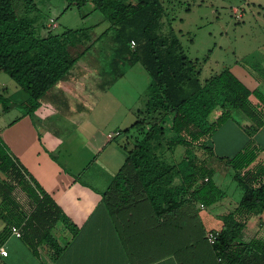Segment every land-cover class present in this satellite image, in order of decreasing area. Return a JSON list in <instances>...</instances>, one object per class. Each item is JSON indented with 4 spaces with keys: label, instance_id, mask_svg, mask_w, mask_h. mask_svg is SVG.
Wrapping results in <instances>:
<instances>
[{
    "label": "trees",
    "instance_id": "obj_1",
    "mask_svg": "<svg viewBox=\"0 0 264 264\" xmlns=\"http://www.w3.org/2000/svg\"><path fill=\"white\" fill-rule=\"evenodd\" d=\"M86 3L109 22L93 40L111 32L112 63L140 62L151 76L145 108L137 111L132 125L137 132L134 144L131 148L119 144L125 160L103 192L118 243L130 264L155 263L167 256L180 264H264V239L246 241L243 233L253 217L256 232L264 226V159L258 160L261 147L251 138L235 155L220 157L233 168L243 193L237 202L226 203L215 243L207 241L195 207L197 202L213 205L226 195L208 164L214 155L212 134L234 110L250 121L245 127L249 136L263 128L264 93L250 88L230 67L202 80L197 59L187 55L174 28L162 32L164 0H70L67 7ZM44 20L37 0H0V71L26 93L18 102L23 115L41 105L47 91L92 44L73 55L71 47L92 39V27L42 35ZM5 94L0 89L2 111L14 104L13 96ZM252 95L256 103L250 100ZM216 110L219 114L212 119ZM178 145L184 147L182 158L166 161V149L173 153ZM0 220L4 222L0 246L16 226L32 251L37 253L44 244L54 258L64 249L51 232L57 223L73 237L79 231L1 135Z\"/></svg>",
    "mask_w": 264,
    "mask_h": 264
},
{
    "label": "rangeland",
    "instance_id": "obj_2",
    "mask_svg": "<svg viewBox=\"0 0 264 264\" xmlns=\"http://www.w3.org/2000/svg\"><path fill=\"white\" fill-rule=\"evenodd\" d=\"M69 3L70 0H37L40 16L45 19L40 34L92 27V39L71 47L70 51L76 55L92 44L63 78L65 87L63 85L61 89L54 90L59 97L66 95L63 97L66 103L58 102L55 110L43 111H48L50 117L60 122L59 127L64 129L61 137H65L66 131H72V135L76 127L82 126L90 141L93 136L113 132L112 145L125 159V151L118 145L125 143L131 148L134 144L137 132L132 125L137 111L145 108L151 76L140 62H121L115 66L112 63L115 44L111 32L93 40L109 25L103 13L91 11L90 3L67 7ZM163 4L165 17L162 32L167 33L170 26L174 28L187 55L197 59L202 80L224 67L236 66L244 71L243 76L248 82L255 84L253 88H259L264 93V0H164ZM131 47H136V43ZM17 87L20 92H17ZM0 89L7 91L5 95H12L14 101L6 111H2L0 105L1 131L7 122L23 113L18 102L26 93L4 71H0ZM250 100L257 102L253 95ZM219 111L213 112L212 119L218 116ZM248 124L250 121L240 111L234 110L232 117L221 124L210 139L214 155L208 158V164L215 170L214 181L225 192L221 200L227 204L237 202L243 190L234 179L233 168L220 157L235 155L250 138L261 147L258 160L264 157V129L260 128L249 136L245 130ZM126 128H129L128 131H125ZM92 148L90 144L89 152ZM183 150L182 145H178L173 153L166 149L163 158L176 162L175 159L182 158ZM109 153L106 150L104 155L107 157ZM199 153L205 156L202 150ZM96 167H99L97 163L91 169ZM211 206L203 209L198 206V215L204 227L219 225L217 219L211 216ZM260 233L264 234V226Z\"/></svg>",
    "mask_w": 264,
    "mask_h": 264
},
{
    "label": "crops",
    "instance_id": "obj_3",
    "mask_svg": "<svg viewBox=\"0 0 264 264\" xmlns=\"http://www.w3.org/2000/svg\"><path fill=\"white\" fill-rule=\"evenodd\" d=\"M231 70L250 88L255 86L244 78L242 69L234 66ZM62 80L47 91L41 99V105L34 112L17 115L16 120L3 126L0 135L10 151L73 219L79 231L73 237L61 222L57 223L51 232L64 249L55 258L46 245L39 246L35 253L19 236L11 232L1 244L8 254L0 255V264H130L118 243L117 233L103 200V192L124 163V155L112 145L113 132L100 137L93 136L90 141L89 134L86 129L83 131L82 126L76 127L72 135V131H66L65 137H61L64 129L59 127V121L50 117L48 111L55 110L59 103H66L63 98L65 94L59 97L54 92L62 88ZM16 90L20 92L18 87ZM90 144L93 148L89 152ZM108 146H112V149H108ZM106 150L110 152L107 157L104 155ZM96 163L99 167L92 170L91 167ZM226 203L220 200L211 206V216L217 219L219 225L204 227L206 231L221 227V215L228 208ZM197 207V220L203 224L198 215L200 207ZM255 221V217L251 218L244 228V240L254 237L264 239V234L253 228ZM3 226L4 222L0 220V230ZM150 264L180 263L167 256Z\"/></svg>",
    "mask_w": 264,
    "mask_h": 264
},
{
    "label": "built area",
    "instance_id": "obj_4",
    "mask_svg": "<svg viewBox=\"0 0 264 264\" xmlns=\"http://www.w3.org/2000/svg\"><path fill=\"white\" fill-rule=\"evenodd\" d=\"M131 45L134 46V41L131 42ZM201 206H204V205L201 203ZM12 233H14L16 236L21 235L20 229L16 226L12 227ZM217 236H218V230L216 229H209L205 233V237L210 244L215 243ZM7 254H8L7 249L1 246L0 255L6 256Z\"/></svg>",
    "mask_w": 264,
    "mask_h": 264
}]
</instances>
